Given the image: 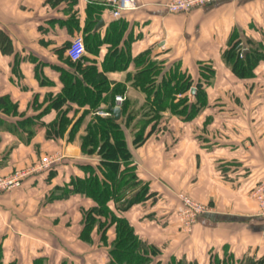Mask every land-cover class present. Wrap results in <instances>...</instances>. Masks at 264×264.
<instances>
[{
  "label": "crops",
  "instance_id": "obj_1",
  "mask_svg": "<svg viewBox=\"0 0 264 264\" xmlns=\"http://www.w3.org/2000/svg\"><path fill=\"white\" fill-rule=\"evenodd\" d=\"M169 1L137 0L115 16L108 0H0V175L33 166L39 153L60 155L22 187L0 191V264H46L54 238L68 241L63 231L54 234L67 228L64 213L82 216L97 205L79 192L47 197L98 165V154L82 150L83 137L98 119L113 118L109 105L121 106L113 119L151 196L126 217L159 248L162 264L171 257L207 264L214 253L264 264V215L253 197L264 181V0H216L176 13ZM77 33L86 52L74 61L68 47ZM240 45L261 55L250 74L230 63ZM153 64L158 87L189 77L191 87L202 84L203 103L193 110L196 91L176 86L152 102ZM181 195L212 207L190 233L175 214ZM108 225L110 243L115 224ZM77 239L91 243L81 233Z\"/></svg>",
  "mask_w": 264,
  "mask_h": 264
},
{
  "label": "rangeland",
  "instance_id": "obj_2",
  "mask_svg": "<svg viewBox=\"0 0 264 264\" xmlns=\"http://www.w3.org/2000/svg\"><path fill=\"white\" fill-rule=\"evenodd\" d=\"M244 45H240V50L242 47H244ZM242 55H243V53H242ZM242 55H240V57H242ZM96 152L97 151H94L92 153H86V154H89L92 157V156H95L94 154H98V152L97 153ZM47 155H54V154H47ZM57 156H60V155L58 154ZM41 157H43V155L39 153L38 158L41 159ZM97 157L99 160V154ZM58 161L59 160H57L56 162H58ZM92 162H94V161H92ZM30 167H32V166H30ZM28 168L29 167L18 169V170H25ZM84 168H85V170H84L85 173H84V176L82 178H80L81 180H83L84 178L92 179L94 177V174H96L99 177H103L101 174H99L100 171L98 169L97 163L88 164V165L84 166ZM18 170H15L11 173H14ZM132 177L133 176L131 175V173L128 174L126 172L125 177H123V179H122V184H119L118 181H116L115 185H112L110 187V189L112 188L116 193L114 194V197L111 198L107 202L108 209L105 210L104 212H101V213L98 211L92 212L93 206H91L89 204L88 206H86L87 209L84 208V210L81 212L82 216L80 215L79 211L78 212L75 211V213H72V211H70L68 218L66 217V213H64V215L62 217H63V221L66 222L67 228L61 229L60 227L59 228L56 227V228H54V234L57 231H63V233H62L63 235H66V236L68 235V241L65 244L64 243H58L59 240L58 241L56 240L57 237L54 238V243L52 245V255L50 256L51 259L47 260L46 264H104L107 262H108L107 264H109L110 258L108 260H104L103 256H105L106 253L109 254V250L111 248L114 249L115 246L117 245V243H115L113 241H114L115 237L117 236V227L119 225V222H120V225L123 224V222H121L122 219H124L128 222V225L130 226V228L133 232V233H131V235L132 236H133V234L137 235L140 239L139 241L143 242V243L135 244L136 250L132 249L134 252L135 251L138 252V255H137V257L134 255L135 260L131 264H157V262H159V261H160V264H162V261L160 260L161 251L159 250V248L156 245L149 243L147 241V239L144 237L146 234L141 233V229L137 230L136 228H134V226L129 222V219L126 217L125 211L132 204L137 203V202H141V201L145 200L146 198L149 199L151 197V196L148 197V195H147L148 186L146 184H144L142 182H138L137 184H134V186L133 185L129 186V182L134 181V178H132ZM76 179H73V181L78 180V179L77 180ZM135 179H137V176ZM25 181H26V179L23 181V184ZM72 182H70V185H73ZM88 182L89 181H87L86 183H88ZM125 183H127V184L124 185ZM262 183H263V181L260 183V186L262 185ZM23 184L21 186H18V187L12 188V189H8V190L20 188L23 186ZM74 186H75V184H74ZM79 186L80 185H78L77 187L79 188ZM102 186H103V184H102ZM83 187H85V189L88 190V188L90 186L88 187L85 184V186H83ZM58 188L62 189V192H56L55 189H58ZM138 189H140L141 192H140V195L136 197V196H134V194H135V191ZM8 190H3V191H8ZM67 190H68L67 185L66 186L65 185L56 186V187H54L53 191L51 192V195L50 196L48 195L47 200L48 201L57 200V199L66 197L68 195L61 196V194H64ZM0 191H2V190H0ZM81 194L87 196L88 199H91V200L94 199V197L92 195L90 196V194L88 195V192L85 190L83 192H81ZM253 197L259 203L260 214L264 215L262 212L260 200L258 199V197L256 196V193H254V192H253ZM179 198L181 200L182 207H180L179 210L177 212H175L177 218L181 222L179 227L182 231H184L186 233H190L192 231V227H193L194 223L196 221H198V219H200L201 216L206 214L207 211H210V208H212V207L199 197H197L198 199L195 200L188 195H181ZM110 201H113L112 206H110L111 204H109ZM149 201L151 202V198L149 199ZM192 204H195V207H197L199 205V209L193 210L191 208ZM80 218H81V220H80ZM76 219H78L79 221ZM77 221L79 222L78 225H76L78 223ZM110 221L113 222V224H115V229H113L114 231H112V233L109 234V238L113 237L111 242L109 243L107 241V238H108L107 232H108V227H109L108 224H110ZM55 222L57 223V220ZM86 223H88L89 225H87ZM80 225H81V227H80ZM82 226H84L83 229H82ZM95 227L97 228L98 232H97V234H95L96 242L92 243L91 242L92 241L91 235H92L93 229ZM84 229L86 230L85 235H83ZM79 233H81V235L85 239L86 238L90 239L91 243L89 245L80 243L77 239ZM120 236H122V235L120 234L119 237ZM101 242H103V244H101ZM121 247H125V246H121ZM153 247H155L157 250ZM143 250H145V252ZM142 252L146 255L147 258L143 257V255L141 254ZM141 255H142V257H141ZM180 260L183 261L184 264H188V263L189 264H199L198 262H194V261L187 262V261H184L182 259H180ZM124 261L122 263H124ZM234 262H232L231 260H228L226 255L221 258V256L214 253L211 256V258L207 264H234ZM40 263H43V260H41Z\"/></svg>",
  "mask_w": 264,
  "mask_h": 264
},
{
  "label": "trees",
  "instance_id": "obj_3",
  "mask_svg": "<svg viewBox=\"0 0 264 264\" xmlns=\"http://www.w3.org/2000/svg\"><path fill=\"white\" fill-rule=\"evenodd\" d=\"M232 51L229 59L230 63L232 64V67L234 71L238 74H250L251 69L254 66L256 60L261 56L260 53L254 51L249 48L248 53L243 52L242 57H240V51H235L234 46L231 49ZM155 65L150 67V80L147 85V88L149 89L150 93H153L154 97L151 99L152 102L160 103L166 98V95L169 94V92L172 91V89L176 86V91L185 92L190 89L192 85V81L187 77L186 79H183L181 83H175L172 84L170 80L164 81L159 87L155 83V74L157 73L155 71ZM196 94H195V101L192 103V109L194 110L197 105L203 103L204 99L202 98V84L197 83L196 84ZM99 123L97 126L91 127V129L86 133V135L83 137V143H82V150L85 153H92L94 151H97L99 154V163H98V169L100 171L99 174H101L103 177H99L96 174H94V177L92 179L84 178L81 180L80 178H73L77 181L71 180L73 185H68V190L61 194V196H66L70 192H83L84 190L88 192V195H92L97 202V205L93 207L92 212L98 211V212H104L108 209L107 202L114 197V194L116 193L112 188L110 187L112 185H115V182L118 181L119 184H122V179L125 177L126 172L133 176L134 181L129 182V186H134V184H137L140 182L136 178L135 169L133 166L130 165V158L131 153L126 145V139L123 129L121 128L119 122L115 121L111 116L107 118H101L98 119ZM139 138H141V132L137 135ZM123 162V163H122ZM123 164V165H122ZM128 170V171H127ZM89 181L88 183H86ZM76 182V183H75ZM75 184V186H74ZM90 186L88 190L85 189L83 186ZM103 184V186H102ZM125 183L124 185H126ZM78 185L79 188L77 187ZM66 186V185H65ZM71 186V187H70ZM77 187V188H76ZM117 190V189H116ZM56 192H62V189H55ZM140 189L135 191L134 196L140 195ZM90 215V214H89ZM123 224L119 225L117 227V236L114 239L113 242L117 243L114 249L109 250L110 254V261L109 264H131L135 260V256L137 257L138 252H134L132 249L136 250L135 244L143 243L142 241H139V237L137 235L133 236L131 235L132 230L130 226L128 225V222L124 219L121 220ZM89 225L88 223H86ZM85 229L83 231V235H85ZM122 235L119 237V235ZM119 237V238H118ZM87 239V238H86ZM119 239V240H118ZM125 246V247H121ZM155 248V247H153ZM156 249V248H155ZM157 250V249H156ZM145 252V250H143ZM148 252V251H147ZM150 252V251H149ZM144 258H147L146 255L142 252L141 253ZM149 254V253H148ZM135 255V256H134ZM141 255V257H142ZM142 259V258H141ZM125 260V261H124ZM124 261V263H122ZM130 262V263H129ZM157 264H160V261L157 262ZM163 264H184L183 261L180 259H177L176 257H171ZM189 264V263H188Z\"/></svg>",
  "mask_w": 264,
  "mask_h": 264
},
{
  "label": "built area",
  "instance_id": "obj_4",
  "mask_svg": "<svg viewBox=\"0 0 264 264\" xmlns=\"http://www.w3.org/2000/svg\"><path fill=\"white\" fill-rule=\"evenodd\" d=\"M112 5V13L115 16H121L123 11L134 9L137 7V0H108ZM216 0H170L168 3V8L171 12H189L195 7L204 6L210 4ZM245 47L240 50V55L244 52ZM86 52V43L84 35L82 33H77L71 39L70 45L68 47V54L70 58L74 61L82 59ZM124 99L123 95H117L116 101L122 102ZM100 114L107 116L111 115V111L108 109L100 110ZM57 155H45L35 163L32 167L25 170H18L14 173L8 175H0V190H8L23 184V181L32 174H37L42 171L48 170L57 160H59ZM256 196L260 200L262 212L264 214V181L261 186L256 190ZM197 206V205H196ZM194 210L199 209V205L195 207V204L191 205Z\"/></svg>",
  "mask_w": 264,
  "mask_h": 264
},
{
  "label": "water",
  "instance_id": "obj_5",
  "mask_svg": "<svg viewBox=\"0 0 264 264\" xmlns=\"http://www.w3.org/2000/svg\"><path fill=\"white\" fill-rule=\"evenodd\" d=\"M196 91V86H192L191 87V96H194V93ZM112 112H113V118L114 119H119L121 117V106L120 105H117V106H112V105H109L108 107Z\"/></svg>",
  "mask_w": 264,
  "mask_h": 264
}]
</instances>
